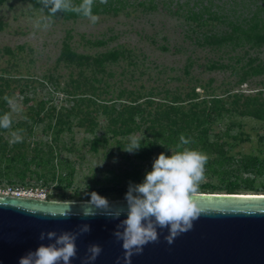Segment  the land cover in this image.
<instances>
[{
	"label": "rangeland",
	"instance_id": "1",
	"mask_svg": "<svg viewBox=\"0 0 264 264\" xmlns=\"http://www.w3.org/2000/svg\"><path fill=\"white\" fill-rule=\"evenodd\" d=\"M263 10L264 0H122L116 13L93 15V23L89 17L49 18L30 0H5L0 103L11 126L0 133L2 192L28 186L51 201H89L91 192L123 200L129 183L142 182L160 153L177 150L179 143L166 134L148 130L160 105L205 115L222 100L215 103L221 114L201 116L194 137L186 138L192 143L184 146L209 156L200 193L224 194L233 183L238 194H264V121L234 109L244 100L264 99V44L251 46L231 30L232 24L244 28L254 14L261 21ZM227 34L232 38L219 44L209 39ZM65 47L83 58L66 60ZM113 52L115 59L96 63ZM134 105L143 116L135 118L138 127L114 133L121 126L112 121L125 119L126 107ZM58 120L65 124L55 142ZM200 131L204 136L197 137ZM133 138H142L140 150L123 151ZM20 155L27 163L36 156L43 165L25 166ZM252 158L260 172L245 170Z\"/></svg>",
	"mask_w": 264,
	"mask_h": 264
},
{
	"label": "water",
	"instance_id": "2",
	"mask_svg": "<svg viewBox=\"0 0 264 264\" xmlns=\"http://www.w3.org/2000/svg\"><path fill=\"white\" fill-rule=\"evenodd\" d=\"M85 202L0 196V264H18L28 251L54 242L41 241L42 232L75 233L84 224L90 232L78 236L70 264H84L93 244L102 252L90 264H124L122 242L113 236L126 219L124 199L110 201L109 212L119 211L118 219L97 209H91L94 217L82 218ZM198 207L201 215L190 231L169 245L164 239L168 229H158V242L144 246L131 264H264V194L199 193ZM69 211L68 219L59 218Z\"/></svg>",
	"mask_w": 264,
	"mask_h": 264
},
{
	"label": "clouds",
	"instance_id": "3",
	"mask_svg": "<svg viewBox=\"0 0 264 264\" xmlns=\"http://www.w3.org/2000/svg\"><path fill=\"white\" fill-rule=\"evenodd\" d=\"M106 3L107 0H101ZM43 8L51 15L61 11H74L92 22L96 17L92 15L94 0H82L79 6H74L73 0H39ZM47 26V25H45ZM11 121L5 117L0 119V127L9 128ZM19 139L17 133L12 134ZM141 139H130L123 151L134 154L141 148ZM177 150L170 155L160 153L152 162L151 170L146 172L142 182L129 183L124 196L126 204V219L117 225L113 233L116 240L122 242L124 250V264H131V257L139 255L143 247L159 240L158 229H168L165 241L171 245L176 237L190 231L193 222L201 215L198 207V196L202 183L207 179L206 165L209 156L206 152L184 147L192 143L183 134L179 137ZM90 200L83 203L86 209L82 218L94 217L91 209L103 210L112 219H118L119 211L109 212L111 203L107 198L96 192L88 193ZM69 208V207H66ZM55 217V215H53ZM69 212H61L59 218L68 219ZM87 224L79 226L78 232L41 233V241H54L47 245L40 244L34 251H28L19 258L18 264H70L76 258V240L79 235L89 233ZM88 256L84 264H90L102 252L99 245L93 244L87 248ZM119 264V261H117Z\"/></svg>",
	"mask_w": 264,
	"mask_h": 264
},
{
	"label": "trees",
	"instance_id": "4",
	"mask_svg": "<svg viewBox=\"0 0 264 264\" xmlns=\"http://www.w3.org/2000/svg\"><path fill=\"white\" fill-rule=\"evenodd\" d=\"M4 1L5 0H0V4L3 3ZM30 2L35 8L43 10L45 15L49 18H62L65 20H70V19L72 20V19L86 17L74 11H61V12H57L55 15H51L48 9L42 7V5L39 3V0H30ZM81 3H82V0H73L74 6H79ZM121 6H122V0H107L106 3H102L101 0H94V4L92 6L91 11H92V15L111 14V13L114 14L121 8ZM191 14L194 16L193 17L191 16L190 18L192 20H196L198 15H196L193 12ZM207 17L212 20L218 19V17L213 14L208 15ZM256 17H257L256 14H254L251 19L244 21L245 27L242 29H240L238 25L232 24L231 30L233 32L239 31L243 39L246 42L251 44V46L258 47L264 44V18L260 21V19L259 20L255 19ZM231 38L232 36L230 34H227V36H221L219 38H216L215 35L209 36V39H212L213 43H218V44L222 43L223 41L227 39L229 40ZM63 54H62V57H64L66 60L70 62H79V60L83 58V56L75 55L71 53L66 47H65ZM115 57L116 56H114V52L110 53L109 55L103 54L97 57L98 61L96 63H98V65L102 67L105 61L113 60L115 59ZM261 68H262L261 70L264 69V67H261ZM255 69H258V68L255 67ZM255 72H258V71H255ZM220 101L222 100H214L212 102L213 103L212 108L205 115L204 113H199L193 109H190L189 112H181L179 111L178 108L174 107V105H169L164 108L162 107L163 105H160V107L158 108L159 111H157L158 113H156L155 117H153L150 120H147V122L150 123V125L148 126L149 128L148 130L149 132H152L153 134H160L161 132L166 134L167 141L173 142V143L175 142L180 143L179 137L181 134H183L185 138H188V136L193 138L194 136L191 135V133L194 129L199 128L200 123L198 122H200L201 116L208 117V116H212L213 114H216V115L221 114V111L223 110V108L216 106L217 104L215 105V103H218ZM175 102L176 101H172L171 104H174ZM243 102H244L243 106L241 107L237 106L234 108L236 111H238L239 114L251 116L256 119H260L264 121V99L259 100L257 98H253L252 100L247 99V100H244ZM4 105H5L4 102L0 103V119L5 118L7 116V111H5ZM139 108L140 107L136 105L126 107L125 110L126 111L128 110V116L122 120L119 119L120 115L119 116L117 115L116 118L112 122L114 123V125L115 123L119 124L118 126H121V129L115 130L114 133H119L121 135H127L133 131V126L135 128L138 127L139 124L136 122L135 118L138 116H140V118H143V116L140 113L141 110ZM67 116L70 117L71 112H68ZM120 117L123 118L122 116ZM155 123L158 124L157 127H154ZM64 124L65 123L59 120L57 121L56 128L54 129V135H55L54 141L55 142L57 141L60 133L63 131ZM79 124L81 126L85 125L83 121H80ZM18 125H23V124L19 123ZM20 127L21 126H17L16 128L19 129ZM157 128H159V130ZM3 130H5V128L0 127V133ZM200 132L201 133L197 134V137L204 136L203 135L204 131H200ZM19 145L23 146V143ZM15 147L17 146L15 145ZM18 159H21L25 166L29 163H34L36 166L43 165V161L41 159H38V157L36 156L31 157L28 163L25 161V157L21 155L18 156ZM10 161L11 162L15 161V158L10 159ZM249 165H252V167L249 168V166H246L245 170L252 172V173L255 172V170L257 169L258 160L255 158L250 159ZM210 166H211V163L208 162L206 167H210ZM260 168L264 169V166L263 167L260 166ZM26 169L27 167H25L24 170H21L20 173L17 174V177L19 176L20 179L21 178L23 179ZM54 170H55V166L51 165L49 168V172H52L51 173L52 178H54V175H55ZM258 172L260 171L258 170ZM235 188H236L235 184L233 183L229 184L226 188V191H227L226 193L235 194L236 193Z\"/></svg>",
	"mask_w": 264,
	"mask_h": 264
},
{
	"label": "built area",
	"instance_id": "5",
	"mask_svg": "<svg viewBox=\"0 0 264 264\" xmlns=\"http://www.w3.org/2000/svg\"><path fill=\"white\" fill-rule=\"evenodd\" d=\"M0 196H10V197H22V198H32V199H41L47 200V195L43 191L34 190L28 186H20V187H8L6 191L2 192L0 189Z\"/></svg>",
	"mask_w": 264,
	"mask_h": 264
},
{
	"label": "bare ground",
	"instance_id": "6",
	"mask_svg": "<svg viewBox=\"0 0 264 264\" xmlns=\"http://www.w3.org/2000/svg\"><path fill=\"white\" fill-rule=\"evenodd\" d=\"M218 194V193H217ZM223 194V193H222Z\"/></svg>",
	"mask_w": 264,
	"mask_h": 264
}]
</instances>
